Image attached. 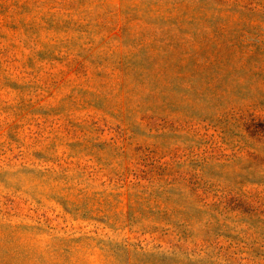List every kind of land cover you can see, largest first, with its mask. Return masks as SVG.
Instances as JSON below:
<instances>
[{
	"label": "rangeland",
	"instance_id": "1",
	"mask_svg": "<svg viewBox=\"0 0 264 264\" xmlns=\"http://www.w3.org/2000/svg\"><path fill=\"white\" fill-rule=\"evenodd\" d=\"M0 264H264V0H0Z\"/></svg>",
	"mask_w": 264,
	"mask_h": 264
}]
</instances>
